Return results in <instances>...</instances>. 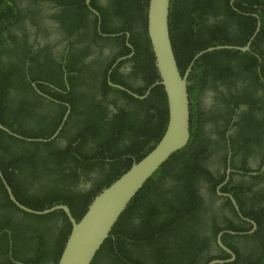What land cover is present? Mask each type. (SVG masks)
<instances>
[{
	"label": "flooded vegetation",
	"instance_id": "flooded-vegetation-1",
	"mask_svg": "<svg viewBox=\"0 0 264 264\" xmlns=\"http://www.w3.org/2000/svg\"><path fill=\"white\" fill-rule=\"evenodd\" d=\"M252 2L243 0L241 3L248 9L247 13L237 8L236 0H229L227 5L222 3L219 17L223 19L220 27L222 34L227 36V39L222 38L224 43L221 45L248 47V51L220 50L222 54L219 55L221 60L218 63L205 61L201 57L196 59V55L191 58L195 64L197 61L204 62L196 64V67L194 65L188 77L191 76V82H188L191 98L190 137L188 148H185L187 145L183 148L188 155L182 154L184 158L180 159L181 165L178 163L177 166L169 167L178 175L181 169L191 171L192 180L197 172L203 171L201 173L205 175L195 177L198 178L195 187L204 203V209L199 214L198 230L193 232L194 235L191 234V222H187L182 225L184 229L180 235H192L191 239L193 237L199 243L197 264H208L207 260L211 258L231 259L217 244L218 234L230 231L231 227L235 228V232L230 231L234 232L231 234L234 237L223 242L222 237L229 234L225 233L221 240L234 254L235 260L236 254L228 245L238 253H243L249 246L254 249L255 244H259L254 239L246 238L252 227L250 223L255 222L251 219L252 214L243 215L233 197L235 192L230 191L234 187L244 188L240 194L246 206L244 211L249 213L247 210L252 209L259 218L261 214L264 215V35L255 42L261 30V20L254 10L260 12L264 5ZM106 5L107 0H69L66 5H62L59 0L17 2L21 26L30 45L27 57L35 58L33 62L28 60V66L23 68H26L29 75L33 69L35 76L33 80L28 78L31 80L28 82L30 92L25 97L18 91L9 90V98L24 99L16 110L26 112L20 123H26V130L51 132L49 123L52 125L60 117L56 128L59 132L50 141L46 140L54 136L56 131L48 139L40 136L44 133L25 137L7 128L8 132L5 133L18 141L53 142V148L61 152V161L64 150L76 149L78 146L86 153L93 152L97 143L105 141L107 134L109 143L106 144L110 145L113 158L105 161L108 164L118 162L119 165H126L136 161L155 143L154 138L148 137L149 128L156 129L159 134L163 126L165 131L168 120L167 100L163 87L154 85L160 79L157 77V69L147 68V55L138 50V44H130V35L124 31L123 23L118 34L106 35L102 32L104 20L98 8ZM230 9L233 13L228 12ZM236 13L244 16L241 18ZM210 14L204 16L208 25L215 23L216 19ZM80 15L85 23L76 31L69 24ZM18 21L14 18L13 33L17 30ZM251 23L255 24L253 30ZM78 34L83 38L77 40ZM118 35L124 36L123 43L118 46L109 44L105 38ZM142 47L147 51L145 44ZM17 50L14 46L13 53ZM139 57L144 58V61ZM15 59L16 55L10 50L6 51L3 44H0V63L9 60L16 62ZM71 97L74 98L71 102L64 100ZM88 115L98 120V123L94 124ZM98 125L101 126L102 134L96 131ZM62 128L64 131L60 133ZM12 144L17 154L32 146L31 150H36V159L45 160L46 164L54 162L53 156L58 155H53L52 148L37 144L27 147L5 139L0 146V157L5 166L11 158ZM87 157L76 158L83 161ZM7 171L10 173L12 168ZM0 172L2 174L1 167ZM14 173L17 171L14 170ZM75 174L77 183L71 189L76 192H88L100 179L98 169L83 172L78 167ZM105 174L109 176L111 172ZM169 181L165 180L163 185L168 189L171 185ZM33 187L31 192L36 189ZM228 195L235 201L240 216ZM4 206L5 201L0 196V264H20L13 256H18L20 252L25 254L24 249L27 247L22 242L13 246L10 232L3 226V220L11 214V210ZM14 214L15 211L12 215L16 220ZM134 222L137 223V220ZM213 222L222 228L215 236ZM241 227L248 230L239 231ZM191 247L186 241L181 247L171 250L170 258L182 259L175 264H191ZM27 254L19 259H25ZM243 255L240 254V257Z\"/></svg>",
	"mask_w": 264,
	"mask_h": 264
},
{
	"label": "trees",
	"instance_id": "trees-1",
	"mask_svg": "<svg viewBox=\"0 0 264 264\" xmlns=\"http://www.w3.org/2000/svg\"><path fill=\"white\" fill-rule=\"evenodd\" d=\"M19 1L21 0H0V44H3L6 51L9 52L10 50L12 54L16 55L14 61L17 62H9L11 61L9 60L0 63V125L12 133L16 132L25 137H30V134L44 133L40 136L48 139L56 131L60 117L52 125L49 123V128L52 130L48 132L49 134L46 133L47 131L30 132L24 128L26 123L20 125L25 118L26 112H18L19 110H16L18 106L22 105L24 99L9 98V90L18 91L25 97L30 92L28 82L33 80L35 76L33 69L29 75L26 68H23L25 65L26 67L28 66V60L33 62L35 58L27 57L30 52V45L21 26L16 6ZM228 1L171 0L169 9L170 37L180 72H184L191 58L198 52L208 47L222 46L221 44L224 43L222 38L227 39V36L223 35L220 29L223 19L219 17L221 16L222 3L227 5ZM236 1L237 8L244 12L248 10L244 4H241L243 0ZM252 1H254L252 2L253 4L264 5V0ZM59 2L62 5H66L69 0H59ZM147 6L148 0H107L106 7L98 8V11L104 20L103 25H101L102 32L106 35L118 34L121 32V24L123 23L124 31L130 35V44H138L140 46L138 50L147 55L145 58V62L148 63L147 68L149 70L155 68L156 70L155 58L146 31ZM254 10L261 20V30L256 36V42L259 39L261 40L264 35V7H261L260 12H257L256 9ZM228 12L233 13L231 9ZM207 13H211L210 15L216 18L215 23L212 25H208L205 21L204 16ZM238 15L241 18L244 16ZM14 18L16 22L18 21L17 18H19V25L16 32L14 31L13 33L12 29L15 27ZM218 18L219 20H217ZM84 23L85 20L80 15L77 19L72 20L69 25L77 31L79 26L82 27ZM74 24H77V26H74ZM250 25L251 30H253L255 24L251 23ZM68 34L71 36L70 32ZM123 37L118 35L105 38L109 44L118 46L119 43H123ZM79 38H83L81 34H78L77 40ZM142 44L146 45L147 51L143 49ZM14 46L18 48L15 53H13ZM220 54L222 52L216 51V53L206 54L201 59L218 63L221 60ZM139 59L144 61V58L139 57ZM202 62L204 61H197L196 64H201ZM196 64L195 67L197 66ZM157 77L159 78V75ZM28 78H31V80ZM196 81L198 82L197 79ZM73 99L71 97L64 100L71 102ZM163 99L165 101V96ZM88 116L90 117V115ZM90 119L94 124L98 123L95 118L90 117ZM100 127L98 125L96 131L102 134ZM63 131L64 128L61 129L60 133ZM163 133V126L159 134L156 129L149 128L148 137L150 139L154 138L155 143L149 146L148 150L137 160L141 159L154 147ZM46 134L48 135L46 136ZM105 137V141L97 143L95 150L93 149V152L90 153H86L81 146L76 147V149L64 150L63 161H61L59 159L61 152L53 148V142L29 143L22 140L18 141L17 138L0 131V146L4 144L5 139H8L13 143L19 142L27 147L34 144L42 145L44 148H52L53 155L58 153L57 156H53L54 162L51 161L46 164L45 160L36 159V150H31L32 146L22 149L17 154V149L12 144L11 158L6 166L0 157L2 174L10 184L15 198L23 206L41 211L57 204H64L69 207L72 216L78 221L86 212L93 198L131 165H119L118 162L108 164L105 161L107 158H113L110 154V145L106 144L109 143L108 135L106 134ZM185 148H188V145ZM73 152L75 153L73 154ZM182 154L188 155L184 149L176 152L137 193L118 222L114 224L111 237L104 242L92 264H175L174 262L182 261V259L174 260L170 258L171 250L181 247L186 241L192 246L191 264H197L196 253L199 243L193 237L191 239L192 235L182 237L180 235L182 229H184L182 225L187 222H191V234L194 235L198 230L199 214L204 209V203L195 187V182L198 181V178L196 179L195 177H205V175L201 173L203 171L197 172L192 180L191 171L186 172V170L181 169L178 170L181 173L180 175L174 173L173 168L169 166H177L180 163V159L184 158ZM77 156H88V159L81 161L82 159L78 160ZM78 167L83 172L95 169L99 171L100 179L97 185H93L88 192H76L71 189L77 183L75 171ZM123 167H125L124 170L120 171ZM9 168H12L10 173L7 171ZM14 170L17 173H14ZM109 171L111 174L106 176L105 173ZM167 179H170L169 182L171 183L169 189L163 186L164 181ZM210 181L215 182L214 179H210ZM33 185L36 189L31 192L32 188H34ZM0 189L2 191L0 196L6 204L4 207L11 210V214L3 220V226H6V229L10 232L14 247L17 246L18 242H22L27 247L24 249L26 251L25 254L20 252L18 256H13V258L20 264H57L63 245L70 232V224L65 215L61 211L44 216L23 212L9 200L1 181ZM242 189L244 188L234 187L230 191L232 193L235 192L233 197L243 215L252 214L251 219L257 225L256 230L246 238L254 239L259 244H255L254 249L249 246L248 250L243 253H238L235 248L228 245L236 254V260L232 264H241V261H243L242 264H246L245 261H247V264H264V215L261 214L259 218L252 209L247 210L249 213L244 211L246 208L245 202L240 197ZM13 211H15L14 215L17 216L16 220L13 219ZM263 212L264 209L262 210ZM135 219L137 223L134 222ZM212 226L214 236L222 230L214 222ZM229 230H234L235 232L234 227L229 228ZM247 230L241 227L239 231ZM5 235L7 236L8 234L6 233ZM232 237L234 235L225 234L222 240L225 242ZM26 254L25 259H19ZM240 254L244 255L240 257ZM212 260L217 259H208L207 263Z\"/></svg>",
	"mask_w": 264,
	"mask_h": 264
},
{
	"label": "water",
	"instance_id": "water-1",
	"mask_svg": "<svg viewBox=\"0 0 264 264\" xmlns=\"http://www.w3.org/2000/svg\"><path fill=\"white\" fill-rule=\"evenodd\" d=\"M170 2L171 0H148L147 6L146 31L160 78L154 85L163 87L168 109L165 131L155 146L141 159L134 161L125 172L114 179L107 187L102 189L93 198L86 212L78 221L72 216L69 207L64 204H57L41 211L23 206L17 201L0 172V179L9 199L17 208L36 216H44L61 211L67 218L70 224V232L57 264H92L104 242L111 237L114 224L118 222L133 198L154 173L172 155L183 149L189 141L191 98L188 92V77L195 60L190 62L185 72H180L170 37ZM223 49L248 51V47L217 46L199 52L195 58L197 59L208 52ZM0 130L8 132L1 125ZM58 132L59 129L54 136L46 141L52 140ZM228 197L240 216L241 214L235 201L231 196L228 195ZM250 225H252V230L248 232L249 234L256 228L253 222ZM225 233L233 234L234 232H220L217 236V244L231 256V259L212 260L208 264H228L235 260L234 254L222 244L221 237Z\"/></svg>",
	"mask_w": 264,
	"mask_h": 264
},
{
	"label": "clouds",
	"instance_id": "clouds-1",
	"mask_svg": "<svg viewBox=\"0 0 264 264\" xmlns=\"http://www.w3.org/2000/svg\"><path fill=\"white\" fill-rule=\"evenodd\" d=\"M222 46H223V45H222ZM213 47H217V46H213ZM213 47H208V48H213ZM206 49H207V48H206ZM223 50H224V49H223ZM225 50H226V49H225ZM202 51H203V50H202ZM216 51H220V50H216ZM216 51L208 52V53H206V54L215 53ZM200 52H201V51H200ZM198 53H199V52H198ZM198 53H197V54H198ZM197 54H196V55H197ZM206 54H204V55H202V56H200V57L202 58V57L205 56ZM200 57H199V58H200ZM190 62H191V60H190ZM190 62H189V64H190ZM194 65H195V62H194V64H193V66H194ZM188 66H189V65H188ZM188 66L186 67V69L188 68ZM192 68H193V67H192ZM192 68H191V70H192ZM186 69L184 70V72L186 71ZM181 73H183V72H181ZM189 75H191V72H190ZM188 82H191V81H190V78H188ZM196 82H197V81H196ZM190 85H191V84H190ZM188 92H189V91H188ZM2 127H3V126H2ZM154 146H155V145H154ZM150 150H151V149H150ZM150 150H149V151H150ZM17 201H18V200H17ZM254 225H256V224L254 223ZM256 228H257V225H256ZM256 228H255V230H256ZM251 230H252V227L250 228V231H251ZM255 230H254V231H255ZM254 231H253V232H254ZM253 232H252V233H253ZM252 233H250V234H252Z\"/></svg>",
	"mask_w": 264,
	"mask_h": 264
}]
</instances>
